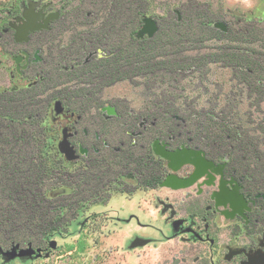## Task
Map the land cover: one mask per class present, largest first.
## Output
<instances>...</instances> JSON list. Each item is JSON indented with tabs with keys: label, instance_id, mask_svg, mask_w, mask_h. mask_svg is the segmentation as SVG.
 Masks as SVG:
<instances>
[{
	"label": "trees",
	"instance_id": "16d2710c",
	"mask_svg": "<svg viewBox=\"0 0 264 264\" xmlns=\"http://www.w3.org/2000/svg\"><path fill=\"white\" fill-rule=\"evenodd\" d=\"M82 4L84 6L69 10L68 17L71 19L82 17L89 21L87 28L74 31L68 38V47H63L54 61L59 71H68L72 76L78 75L72 79L80 78L87 84V87L78 91H66L64 88L56 92L62 99L71 103L76 101L79 104L78 112L90 108L92 102H98L99 93L106 83L116 81L124 75L142 72L144 76L152 79L161 69L172 74L182 72L187 65L186 62L181 64L176 59L166 62L155 60V50L165 44L178 47L180 41L176 35L181 33L183 37L186 31L195 27L207 32H218L220 38L235 44L224 46L219 56L223 60L228 59L227 64L236 62L240 65L239 73L244 85L249 91H254L264 98V70L262 69L264 22L259 23L263 24L259 27L258 22L240 18L237 23H231L226 31L219 32L214 27L216 15L211 14L209 7H205L204 4L200 6L184 4L182 19H174V21L163 19L156 35L148 38L149 43H141L144 38L138 37L135 30L131 31L130 37L135 40L133 45L139 49L132 53L122 51L117 45L108 44L106 40L113 35V18L116 20V17L120 16L121 19L123 11L131 10L134 12L135 19L141 22L148 9V0H82ZM100 4L106 12L102 15L103 17L101 16L103 19L101 24L93 27L96 25L94 19L97 17L93 9ZM168 11L173 13V7H169ZM62 24L61 18H58L49 29L32 33L30 41L39 37L47 40L51 45ZM166 27L171 28L172 35H170L171 30L168 31ZM257 39L258 43L260 42V49L240 47L243 43H251ZM105 48L110 49L112 53L110 57L97 58L85 64L83 57L90 51ZM64 62L71 63L69 69H66L67 65ZM195 66L193 68L202 65L195 64ZM43 73L38 71V76L35 75L37 79L39 78L38 84L30 88L23 85L16 89H0V234L5 237L4 243L9 244V249L3 251L0 246V257L5 262L16 258L28 260L30 256L13 257L16 253L14 249L18 248L17 251H20L22 245L44 243L54 237L62 236L64 229H70L69 226L73 220L78 216L82 217L90 205L103 204L106 201V193L110 195L106 191L109 180L113 178V159L110 160V155L106 156L107 161L103 156L90 158L87 168L83 170L79 162L68 161L57 149L58 146L56 148V138L51 134H48L46 140L40 142V139H36L37 133L26 129L30 121L37 116V111L33 109L37 104L39 90L44 84L48 85L52 81ZM55 97L53 95L50 103H47L49 110ZM258 100L261 103V98ZM151 104L156 109L157 115H155L163 122L161 125L164 126V135H175L180 131L190 135L185 130L188 125L185 121L177 123L174 120L173 115L178 108L172 106L169 99L164 100L152 95ZM120 105L125 107L122 103ZM124 109L126 110V107ZM122 112V117L117 118L118 132L120 136H126L132 125L138 123L140 116L123 110ZM219 113L221 116L212 112L209 117L212 121L221 120L220 123H216L219 129L208 134V131L198 128L195 132L198 140L200 139L214 152L228 153L231 166L247 171L251 177L252 186L259 184L260 190L264 192V150L260 147L264 139V118L260 119L259 134L256 135V133L251 134L252 130L244 127L245 123L241 122V118H237V122L233 121L236 118L230 113H224V111ZM149 115L155 116L154 113ZM47 119L51 120V124L56 122L50 111L47 112V116H42L39 122L45 124ZM105 127L109 128V126ZM29 138L34 140L37 152L33 150V142L30 143L32 147L28 148ZM38 142L40 143L37 145ZM54 149L56 153L52 160L49 153ZM76 163L78 167L73 172L66 170ZM159 168L160 164L156 160L148 158L137 148H128L117 154V174L121 171L135 173L143 189L153 187L162 180L158 172ZM101 191L105 194L100 198L98 192ZM121 192H123L121 189L114 190V193ZM90 196L94 199L98 198L99 201L91 202ZM68 216L71 217L68 218ZM88 245L87 237L80 235L76 242L67 244L66 250L67 252L76 251L78 255L84 252Z\"/></svg>",
	"mask_w": 264,
	"mask_h": 264
},
{
	"label": "rangeland",
	"instance_id": "374dc122",
	"mask_svg": "<svg viewBox=\"0 0 264 264\" xmlns=\"http://www.w3.org/2000/svg\"><path fill=\"white\" fill-rule=\"evenodd\" d=\"M148 2V9L142 20L145 17H153L158 21L159 26H161L163 19L181 20L184 4L190 6L204 4L205 7H209L211 14L216 15L214 27L219 32H224L216 27L219 22L225 23L227 29L231 23H237L240 18L258 22L259 27L263 25L259 23L264 22V0H148ZM80 6H84L82 0H0V89H16L23 85L30 88L37 85L39 78L37 79L35 75L38 71L44 72L43 74L52 80L50 84H44L39 90V96L36 98L37 104L33 109L37 111V116L30 121L26 129L29 132L37 133L35 136L36 139H40V142L46 140L48 134H51L56 138V148L62 138V129L66 124V118L62 117V113L55 114L53 110L55 99L58 98L63 105L70 109L77 110V112L79 110V104L76 101L71 103L64 98L62 99L58 97L59 94L56 92L61 89L64 90V88L66 91H78L87 87L83 79H72L78 75L72 76L68 71H59L54 62L58 52L63 47H68L69 36L74 31L87 28L89 21L82 17L78 19L68 17L69 10ZM169 7H173V13L168 11ZM33 10L42 15L47 12H55L58 14L57 19L61 18L62 28L55 34L56 38L51 42V45L47 40L39 37L30 41L31 34L41 29L31 32L28 41L17 40V28L26 20L24 13H35ZM93 10L97 14L94 19L96 25H93L96 27L101 24L102 15L106 11L102 4ZM142 20L138 22L131 10L123 11L121 19L120 16L116 17V20L113 18V35L111 37L107 35L106 42L117 45L118 49L122 51L132 53L139 51L133 45L135 40L130 37V33L134 30L138 32L142 27ZM170 27H166V29L169 31L171 30ZM195 28L186 31L183 37L181 33L176 35L180 41L178 47H174V45L170 47V44H165L155 50V60L166 62L176 59L181 64L186 62L187 65L182 72L172 74L161 69L157 76L152 79L144 76L142 72L124 75L116 81L105 84L99 93V101L101 103L107 101L122 103L126 107V110L125 107H121L123 111L143 117L151 113L156 114V109L151 104L152 95L164 100L169 99L172 106L178 108L173 115L175 116L173 117L174 120L177 123L185 121L188 124L185 130L194 138H197L195 132L198 131V128L208 131V134L219 129V125L216 123H220L221 120L212 121L209 117L212 112L221 116L220 111L228 112L234 116L236 119L233 121L241 118V122L245 123L244 127L252 130L251 134H259V122L261 118H264V98L254 91H249L244 85L239 73L240 65L236 62L227 64L228 59L223 60L219 56L224 46L235 44H230V42L220 38L218 32H207ZM172 33L171 30L170 35ZM143 38L144 41L141 43H149L148 38L152 37L145 35ZM257 43L258 39L251 43H243L240 47L260 49V42ZM101 50H92L83 59L89 58L90 54L95 51V57L101 53V55H112L110 49ZM23 51L29 53L31 58L35 52H38L41 60L27 67L23 74H19L16 70L17 63L14 56L23 55ZM114 51L115 48L113 47ZM262 52L264 53V49ZM192 60L193 62H190ZM22 64L24 61L20 63V65ZM64 64L67 65V69L71 63L64 62ZM195 64L202 66L193 68L196 67ZM262 69L264 70V65ZM148 80L150 81L148 82ZM53 95L56 97L51 102V109L49 110L47 103H50ZM260 98L261 103L258 100ZM87 109H89V113L93 112L89 107ZM49 111L56 117V122L51 124L50 119L46 120V125L39 122V119L42 116H47ZM31 142H33V150L37 152L34 140L30 138L28 148L32 147L30 146ZM196 142L205 146L198 138ZM262 142L260 147L264 150V139ZM55 153V149L49 153V157L53 158L52 160L55 158ZM77 167V163L72 164L66 170L73 172ZM98 193L100 198L104 197L105 192ZM170 193L176 194L165 188L160 191V196L164 199ZM106 194L105 198L108 199L109 195ZM153 194L154 192L150 190L138 192L135 195L130 194L134 195L133 197L114 193L105 205H90L82 217L78 216L73 220L69 226L70 229L65 228L62 236L54 237L53 239L58 242L57 247H50L49 242L52 239L44 243L30 244V246L22 245L20 247L22 249L25 247L35 250L41 248L42 254L40 256L35 254L28 260L16 258L9 262H5L0 257V264H171V258L174 257V249L178 241L167 239L174 237L181 231H192V238H197L195 229H193L196 224L191 226L193 222L191 219L188 220L190 225L185 226V228L182 226L184 225L182 219L179 224L174 221L171 225L166 224V220L160 212L161 206L153 200ZM89 199L91 202L99 201L98 198L94 199L92 196ZM70 217L68 216V218ZM80 235L87 237L89 245L86 250L78 255H76V251L67 252V244L76 242ZM136 235L156 238L158 241L155 244L130 248V240ZM4 239L5 237L0 234L2 251L9 249V244L4 243ZM227 249L230 250L226 256L229 259L232 253L237 251V248L229 246Z\"/></svg>",
	"mask_w": 264,
	"mask_h": 264
},
{
	"label": "flooded vegetation",
	"instance_id": "af4514ba",
	"mask_svg": "<svg viewBox=\"0 0 264 264\" xmlns=\"http://www.w3.org/2000/svg\"><path fill=\"white\" fill-rule=\"evenodd\" d=\"M34 12L37 13L36 10ZM49 16L52 19L49 20L48 27L43 29H49L57 20L58 14L47 12L43 15L44 18ZM98 51L102 50L98 49ZM35 53L33 58L28 53V61L23 54L21 62L24 61V64H19V69L16 64L19 74H23L27 67L38 62L34 61ZM95 54L96 51L91 53L90 57L85 59V64H89L97 58L111 56L110 54L101 55V53L95 57ZM63 106L62 117L66 118L64 128H68V133H71L69 140L79 154L78 159L74 161L79 162L81 169L85 170L88 160L96 156H103L107 161L106 156L110 155V160L113 159V178L109 180L106 187V191L110 193L109 198L114 195L116 189L123 190L121 194L127 197H133L138 192L150 190L154 192L153 200L161 206L160 212L163 214L166 224L171 225L173 221L180 223L181 219L184 220L183 228L190 225L188 223L190 219L193 220L191 226L196 224L193 229H195L197 238H192V231H181L175 235L176 237L167 239L178 241L174 249V257L171 258V264H263L264 192L260 190L259 184L252 186L251 177L247 171L231 166L228 153L214 152L206 145H200L196 142V138L184 134L182 131L175 135H164L162 120L158 116L152 115L140 117L138 123L132 125L127 131L126 136H120L117 118L122 117L123 112L120 104L113 101L101 103L98 98V102L94 101L90 104V109L93 111L90 112L91 114L88 112L89 109L80 113L66 105ZM105 126H109V128ZM156 141L159 145L167 143L169 150L186 147L205 151L206 158L214 161L216 165L225 164L222 168L223 175L213 178L205 176L184 189L168 188L176 194L170 193L164 199L161 198L160 191L167 187H161L160 183L173 171L167 166V161L155 153L153 145ZM128 148H137L143 151L148 158L156 160L160 164L158 172L161 174L162 180L153 187L143 189L135 173L121 171L117 174V154ZM81 149L83 152L80 151ZM193 171L192 165H184L175 173L181 177H187ZM221 180L224 183L223 188H221ZM133 191L135 192L133 193ZM225 193H232L243 198L242 207L233 210L229 204L221 205L224 200L222 196ZM109 198L105 203L111 199ZM217 202H220V205H217ZM105 203L103 204L105 205ZM164 208H166L165 212H163ZM136 237L138 236L136 235L130 240L129 245ZM140 237L150 239L146 245L155 244L158 241L156 238ZM229 246L237 248V251L232 253L228 259L226 256L230 251L227 249Z\"/></svg>",
	"mask_w": 264,
	"mask_h": 264
},
{
	"label": "water",
	"instance_id": "95a60500",
	"mask_svg": "<svg viewBox=\"0 0 264 264\" xmlns=\"http://www.w3.org/2000/svg\"><path fill=\"white\" fill-rule=\"evenodd\" d=\"M25 22L17 28L16 38L18 41H28L29 34L33 31L47 28L49 24V20L52 19L51 16L44 18L42 14L39 13H31L25 12ZM44 19V20H43ZM217 28H220L222 31H225L226 25L223 22H219L216 24ZM159 30L158 21L153 17H145L142 20V27L138 30L137 36L143 37L145 35L149 37H153ZM23 54L26 56L27 61L29 60V54L26 51H23ZM14 59L17 63V68L19 69V64L23 59V55L14 56ZM40 57L38 52L35 53L34 61H39ZM27 64L25 65V67ZM64 111V106L61 100H56L54 103V112L55 114H61ZM110 113V111H109ZM63 137L58 142L59 151L65 156L68 161H74L78 159L79 154L77 153L76 148L71 144L69 140V136L71 133H68V128H63L62 130ZM154 151L156 154L160 155L167 161V166L173 171L168 174L165 179L160 183L161 187H167L171 189H184L188 188L194 183H196L199 179L207 176L213 178L217 175H223L222 168L225 164L216 165V163L212 160L206 158L205 151L201 149H193L182 147L176 150L167 149V143L158 144L156 141L153 145ZM83 152V149L80 150ZM184 165H192L194 167V171L187 177H181L175 172H177ZM208 183H211L208 181ZM223 180H221V188H223ZM264 196V195H263ZM223 202L221 205L227 206L228 204L233 210H237L244 204L243 198L236 196L232 193H225L223 196ZM219 199V197H217ZM220 202H217V205ZM166 211V208L163 209V212ZM174 215V212H172ZM172 215V216H173ZM179 224L178 221H175ZM150 239L143 237H136L131 244L130 248H136L140 246H144L148 244ZM50 247L55 248L58 245L56 239H52L50 242ZM16 253H14L13 257L16 256H30L33 257L35 254L40 256L42 254V249L38 248L37 250L26 248L17 251L18 248L14 249ZM264 264V261H263Z\"/></svg>",
	"mask_w": 264,
	"mask_h": 264
}]
</instances>
